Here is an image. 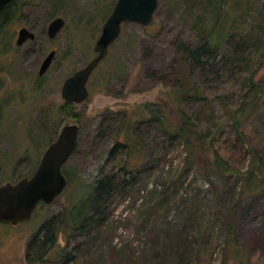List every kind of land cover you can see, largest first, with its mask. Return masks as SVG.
I'll use <instances>...</instances> for the list:
<instances>
[{"label": "rangeland", "instance_id": "374dc122", "mask_svg": "<svg viewBox=\"0 0 264 264\" xmlns=\"http://www.w3.org/2000/svg\"><path fill=\"white\" fill-rule=\"evenodd\" d=\"M115 1L19 0L10 9L17 11L7 25L12 44L23 26L34 32L35 39L18 50L0 53V98H4L0 185L32 175L63 125L76 123L79 133L75 150L62 166L66 186L58 197L38 204L24 222L0 224V264H264V188L248 187L244 174L231 172L229 176L212 173L214 188L210 189L186 163L184 145L152 118L158 110L172 117L180 108L196 119L207 110L209 120L204 126H223L221 148L229 154L233 169L241 173L248 167L247 147L264 162L260 106L243 117L246 143L234 140L229 111L240 100L242 77H229L226 72L221 77L200 74L195 66L178 62V41L191 47L203 42L202 0H158L150 23L123 24L88 79V98L72 107L71 116L57 113L63 80L95 55L93 45ZM57 16L64 19L63 28L49 39L47 24ZM53 49L54 60L37 87L39 65ZM195 88L204 91L210 103L213 99V112L201 101L183 99ZM126 118L133 124V143L141 151L126 156L132 172L124 174L119 169L124 153L112 154V149L123 141L118 133ZM104 175L114 179L115 187L103 224L67 235L63 224H76L79 205ZM130 175L134 183L122 186ZM164 197L167 206L155 212ZM50 218L61 227L56 243L43 261L29 263L27 241ZM227 224L233 228L232 240ZM209 230L213 238L206 234Z\"/></svg>", "mask_w": 264, "mask_h": 264}, {"label": "trees", "instance_id": "16d2710c", "mask_svg": "<svg viewBox=\"0 0 264 264\" xmlns=\"http://www.w3.org/2000/svg\"><path fill=\"white\" fill-rule=\"evenodd\" d=\"M16 1L19 0L7 3L0 10V53L5 54L11 48L15 50L19 48L12 44V34L7 27L12 15L17 12L16 9L10 11ZM202 7L205 29V33L202 34L203 42L197 47H191L178 41L176 46L177 53H179L178 62H186L195 66L200 74L206 72L209 76L221 77L226 72L229 77L236 75L242 77L239 89L240 100L236 107L230 109L229 120H231L232 131H234V140L243 144L246 143L244 131L241 129L244 115L258 106L264 109V73H259L264 64V0H202ZM224 45L226 50L223 52L221 48ZM175 76V79H179L176 74ZM43 79L44 75H37L34 80L37 87L42 86ZM183 99L201 101L203 106L212 108L213 99L210 103L209 98L200 88H195L192 95H184ZM74 105L62 101L56 111L58 114L71 116L70 110ZM3 106L4 98H0V116ZM215 106L211 109L212 112ZM145 110L148 111L149 108ZM158 111L159 114H153L152 118L165 133L184 145L186 163L193 165L210 189L214 188L212 173L229 176L231 172L238 176L244 174L248 187L264 188V162L260 163L261 158L257 153L247 147L246 153L250 155L248 167L241 173L233 169L228 162L229 154L221 148L225 134L223 126L219 123L214 128L204 126V122L209 120L207 110L202 112L201 116L198 115L196 119L180 108L177 110L178 113L172 117L171 115L166 117L162 114L163 111ZM132 125L126 118L118 133L123 136V141H117L112 149V154L116 151L124 153V161L119 166L124 174L132 172L126 156L132 152L139 154L141 151V148L133 143V131L130 130ZM129 177L127 180H122V186L127 187L134 183L133 176ZM94 183L88 199L79 205V211L74 216L76 224L72 226L63 224L67 235L84 233L96 225L103 224L115 182L113 178L104 175ZM157 203L158 205L154 207L155 212H162L167 206V198L164 197ZM214 212L215 217L219 218L218 211ZM211 220L209 217L208 225L209 223L211 225ZM59 227L60 223L50 218L38 228V232L27 241L25 251L27 262L39 263L50 254L60 232L61 227ZM206 234L211 238L214 236L212 230L207 231ZM227 234L232 240L233 228L230 224H227ZM66 257L73 259L74 255L68 254Z\"/></svg>", "mask_w": 264, "mask_h": 264}, {"label": "water", "instance_id": "95a60500", "mask_svg": "<svg viewBox=\"0 0 264 264\" xmlns=\"http://www.w3.org/2000/svg\"><path fill=\"white\" fill-rule=\"evenodd\" d=\"M11 1L13 0H0V10ZM157 5L158 0L115 1L93 45L95 55L63 80L59 92L63 102L78 104L88 98V79L105 58L110 44L120 35L122 25L131 22L147 25L152 21ZM47 25V36L52 39L63 28L64 19L54 17ZM34 39V32L23 26L17 31L14 45L18 48ZM55 55L56 50L53 49L42 58L38 68L39 76L47 72ZM78 133L79 126L76 123L63 125L56 138L47 144L32 175L0 185V224L15 225L24 222L32 216L38 204L51 203L58 197L66 186L62 166L75 150Z\"/></svg>", "mask_w": 264, "mask_h": 264}, {"label": "flooded vegetation", "instance_id": "af4514ba", "mask_svg": "<svg viewBox=\"0 0 264 264\" xmlns=\"http://www.w3.org/2000/svg\"><path fill=\"white\" fill-rule=\"evenodd\" d=\"M23 45H24V44H23ZM20 47H21V46H20ZM47 70H48V69H47ZM47 70H46V71H47ZM43 75H44V74H43Z\"/></svg>", "mask_w": 264, "mask_h": 264}]
</instances>
